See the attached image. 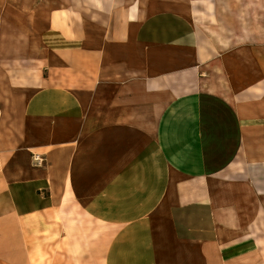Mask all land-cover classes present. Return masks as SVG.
Returning <instances> with one entry per match:
<instances>
[{
    "label": "crops",
    "instance_id": "crops-1",
    "mask_svg": "<svg viewBox=\"0 0 264 264\" xmlns=\"http://www.w3.org/2000/svg\"><path fill=\"white\" fill-rule=\"evenodd\" d=\"M220 4L0 0V264H264V32Z\"/></svg>",
    "mask_w": 264,
    "mask_h": 264
},
{
    "label": "rangeland",
    "instance_id": "rangeland-1",
    "mask_svg": "<svg viewBox=\"0 0 264 264\" xmlns=\"http://www.w3.org/2000/svg\"><path fill=\"white\" fill-rule=\"evenodd\" d=\"M220 12L224 23L221 34L230 43L249 41V32H264V0H220Z\"/></svg>",
    "mask_w": 264,
    "mask_h": 264
},
{
    "label": "built area",
    "instance_id": "built-area-1",
    "mask_svg": "<svg viewBox=\"0 0 264 264\" xmlns=\"http://www.w3.org/2000/svg\"><path fill=\"white\" fill-rule=\"evenodd\" d=\"M32 163H33V166L36 167V168H41L43 167L44 163H45V160L40 157V156H33L32 157Z\"/></svg>",
    "mask_w": 264,
    "mask_h": 264
}]
</instances>
